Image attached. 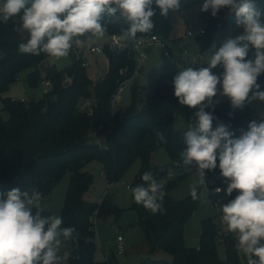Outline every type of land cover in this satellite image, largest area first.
<instances>
[{"label":"trees","instance_id":"16d2710c","mask_svg":"<svg viewBox=\"0 0 264 264\" xmlns=\"http://www.w3.org/2000/svg\"><path fill=\"white\" fill-rule=\"evenodd\" d=\"M255 4L264 22V0H255ZM200 14L205 31L200 39L202 50L211 44L218 50L226 39L243 31L236 23L235 13L226 8L215 17L211 15V9ZM19 24V16L7 24L0 23V94L29 68L32 69L27 77L30 86L43 80L51 82V86L40 100L3 99V110L9 113V118L5 119L0 111V192L6 194L13 188H20L29 193L39 191L42 195H49L70 170L72 178L61 229L74 228L75 231L71 239L60 237L61 244L68 251L67 264H111V255L108 260H97L94 219L112 214L119 216L122 209L108 195L102 197V201L89 198L87 193L92 175L86 166L94 159L100 160L108 183L113 184L137 158H141L142 168L130 186L131 193L132 188L144 183L142 175L152 172L156 181L164 185V211L153 214L136 203L132 194L133 207L138 212L139 225L145 233L150 254L138 264H238L237 240L232 232L220 230L212 218L202 222L199 247L191 248L185 243L186 224L201 199L193 200L190 195L176 200L170 195L193 171H197L195 162L193 165L183 164L181 153L187 147L185 132L177 131L173 124L177 116H185L195 125L197 117L194 108L179 104L173 81L161 76L148 88L135 87L132 104L115 110L112 107L114 93L126 78L135 75L137 58L134 53L107 50L109 68L102 78L94 80L83 61L73 53L72 64L62 71L49 63L51 56L44 52L39 55L21 53L19 44L25 43L29 37L27 32L17 31ZM101 24L110 36L122 35L129 27L119 13L114 17L104 14ZM140 34L138 32L136 36ZM255 52L256 49L250 46L245 59L254 61ZM257 84L259 89L264 88V73L257 77ZM85 100L93 103L91 114L81 107ZM205 111L213 116V131L224 125L233 138L247 131L250 121H264V116L249 103L245 101L242 107L234 108L229 97L217 100ZM160 147L167 149L173 160L171 164L152 162L153 154ZM216 163L215 169L205 170L208 177L221 174L218 157ZM170 166L178 168L177 176L168 177ZM216 184L228 186L229 180L222 177L216 180ZM238 194L233 190L232 199ZM42 215L51 216L47 211ZM221 243L227 245V260L219 256ZM158 251L170 254L173 259L153 258ZM253 258L258 260V257Z\"/></svg>","mask_w":264,"mask_h":264},{"label":"clouds","instance_id":"9594fccd","mask_svg":"<svg viewBox=\"0 0 264 264\" xmlns=\"http://www.w3.org/2000/svg\"><path fill=\"white\" fill-rule=\"evenodd\" d=\"M153 2L161 16L180 7V0H3L0 23L7 24L19 16L17 31L27 32L29 37L19 44V51L33 55L44 52L60 58L69 54L73 42L77 46L85 43L78 37L88 34L90 38H102L106 32L101 24L104 14L114 17L119 13L128 22L121 40L135 39L138 32H150L154 27L151 18L156 14ZM225 8L235 13L242 33L226 39L208 67H188L174 77V95L179 104L199 106L195 127L184 134L187 147L181 157L184 165L195 162L201 185H205V170L215 169L218 157L221 175L230 181L226 194L231 195L233 190L239 193L221 206L222 219L229 231L238 233V248L247 256V264H264V121H250L248 130L233 138L224 125L212 130L213 116L202 103H211L221 80L222 94L230 98L234 108L249 100L253 88L257 91L250 99L264 101V91H259L257 84V77L264 73L262 13L255 0H204L200 11L211 9L215 17ZM250 46L256 49L254 61L245 60ZM218 65L224 69L222 76L212 72ZM158 136L163 139L162 134ZM142 180L143 184L132 188L135 202L153 214H162L164 185L150 171L142 175ZM190 194L193 200L198 199L195 184ZM40 200L39 191L13 188L6 194L0 192V264H60V237L71 239L75 229H61L59 216L42 215Z\"/></svg>","mask_w":264,"mask_h":264},{"label":"rangeland","instance_id":"374dc122","mask_svg":"<svg viewBox=\"0 0 264 264\" xmlns=\"http://www.w3.org/2000/svg\"><path fill=\"white\" fill-rule=\"evenodd\" d=\"M203 2L204 0H180L179 9L170 10L167 16L160 15V9L156 4L152 6L156 13L151 18L154 27L147 34L156 35L164 41L172 54V58H168L162 48L156 46L151 47L147 52V58L143 64L145 72L143 74L140 72L132 77V80L122 92L121 98L114 106L115 110L127 108L132 104L135 87L140 89L148 88L161 76L174 81V77L185 68L192 67L194 70H199L200 68L209 66L208 63L214 52L217 51V48L213 44L205 50L201 48L200 39L202 35L200 32L203 29V21L200 8ZM189 31H192V36L188 35ZM78 38L85 41L80 47H91L107 43L110 40V35L106 31L102 38H90L88 34ZM89 39H91L90 43L88 42ZM75 46L77 45L73 42L72 47ZM87 56L89 75L94 80L102 78L109 68L108 56L102 53L88 54ZM72 60V49H70L69 54L65 57L56 58L51 56L49 63L62 71L72 64ZM31 71V68L23 70L11 87L6 92L0 94V111H2L5 119L9 118V113L3 110L4 98L9 97L15 100H21L22 97H25V100H40L50 90V85L46 80L40 81L36 86H30L27 83V77ZM223 71L222 65H218L212 69L213 74L217 76H222ZM258 90L264 91V88ZM254 91L249 93V100L246 101L256 109L258 114L264 116V101L250 99ZM226 97L222 94L221 80V83L217 84V94L212 97L211 103L207 100L202 103L206 105V110L217 100H222ZM194 110L197 112L199 106L194 108ZM173 125L177 131L181 132H186L195 126L185 116H177ZM152 162L154 164L167 165L171 164L173 160L167 149L160 147L153 154ZM142 164V159L137 158L122 178L113 184L108 183L104 173L103 163L100 160L94 159L86 166V170L92 175L91 187L87 193L89 198L94 201H99V199L108 195L122 209L119 216L112 214L97 220V230L102 245L97 244L98 250L96 256L99 261L108 260L110 257L107 255H111L113 257L111 258V264H117V262L119 264H138L150 256L145 233L139 225L138 212L133 207V198L130 190L131 184L140 173ZM178 174V168L170 166L168 177H174ZM71 178L72 172L69 170L49 195L41 194L40 208L43 211L49 212L51 216H59L62 219ZM215 179V176L214 178L205 176V185L198 184V170L193 171L190 177L179 188L170 193L176 200H183L191 195L190 190L194 184L197 187V195L201 199V202L186 224L185 243L188 247L197 248L200 246L202 222L207 218H212L223 232H231L222 219L223 213L221 206L233 199L231 195L226 194V190L219 202L216 203L211 199V196L208 194V186L213 184L216 181ZM35 210L33 209V211ZM232 234L237 240L238 264H247V256L238 248V233L232 232ZM119 235L123 236L125 251L122 255H114V246ZM218 253L222 260L228 259V250L225 243L219 245ZM57 255L61 257L60 264H67L68 251L62 244L59 246ZM153 258L173 259L170 254L164 251L156 252Z\"/></svg>","mask_w":264,"mask_h":264},{"label":"built area","instance_id":"2783aa9c","mask_svg":"<svg viewBox=\"0 0 264 264\" xmlns=\"http://www.w3.org/2000/svg\"><path fill=\"white\" fill-rule=\"evenodd\" d=\"M205 31L204 29L201 30V34H203ZM189 36H192L193 33L192 31H189L188 33ZM121 35H112L110 36V40L107 43L101 44V45H97V46H91V47H80V46H75L72 47V53L75 55V57L77 59H81L83 61V65L85 67L88 68L89 63L87 61L88 58V54H96V53H102V54H106V51H117V52H131L134 53L136 55L137 58V65H136V69H135V74H139L143 68H144V61L147 58V52L148 50L153 47H160L164 50L165 55L168 58H172V54L171 52L168 50L167 44L162 41L158 36L156 35H150L147 33H141L140 35L136 36L135 39H128V40H121ZM124 72H127V70L125 69ZM132 80V78H126L121 85L119 86V88L117 89V91L114 93L113 98H112V107L114 108V106L116 105L117 101H119V99L121 98V94L124 91L126 85L128 83H130V81ZM49 85L51 86V82H48ZM22 101H26L25 97H22L21 99ZM84 110L88 111L90 114L93 112V103L91 100H85L84 102H82V106H81ZM205 176H207V174L205 173ZM223 176L220 174L218 176H215V180L222 178ZM219 188L221 189L220 192H216L215 190ZM227 189V185H218L216 184V181L213 182V184L208 186V194L211 196V199L213 201H215L216 203L219 202L221 200V196L224 194L225 190ZM102 201V199L100 200ZM97 220L98 218L95 217L94 219V225H95V239L97 241V243L101 245V241H100V236H99V232L97 230ZM123 236L119 235L117 237V242L115 244V251L114 254L117 255H122L125 251V247L123 244ZM109 256V255H107Z\"/></svg>","mask_w":264,"mask_h":264},{"label":"crops","instance_id":"0c3cea01","mask_svg":"<svg viewBox=\"0 0 264 264\" xmlns=\"http://www.w3.org/2000/svg\"><path fill=\"white\" fill-rule=\"evenodd\" d=\"M145 72V69L143 68V70L141 71V73L143 74ZM257 90V89H255ZM247 102V101H246ZM248 103V102H247ZM251 105V104H250ZM252 106V105H251ZM253 107V106H252ZM256 110V109H255ZM115 255V254H114ZM113 258V257H112ZM117 264H119V262H117Z\"/></svg>","mask_w":264,"mask_h":264}]
</instances>
